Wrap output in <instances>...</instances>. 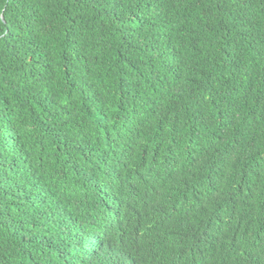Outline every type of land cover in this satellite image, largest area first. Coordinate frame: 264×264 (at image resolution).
<instances>
[{"label":"trees","instance_id":"obj_1","mask_svg":"<svg viewBox=\"0 0 264 264\" xmlns=\"http://www.w3.org/2000/svg\"><path fill=\"white\" fill-rule=\"evenodd\" d=\"M0 264H264V0H0Z\"/></svg>","mask_w":264,"mask_h":264},{"label":"rangeland","instance_id":"obj_2","mask_svg":"<svg viewBox=\"0 0 264 264\" xmlns=\"http://www.w3.org/2000/svg\"><path fill=\"white\" fill-rule=\"evenodd\" d=\"M44 237L45 238H51V237H54V240L56 241H59V234H58V231H53V232H50V233H47V234H44ZM74 237L75 239H78L81 237V235L79 233H75L74 234ZM39 239L38 238H35L34 241H38Z\"/></svg>","mask_w":264,"mask_h":264}]
</instances>
